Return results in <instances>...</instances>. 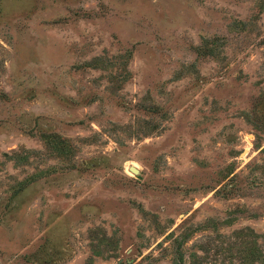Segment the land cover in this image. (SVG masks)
Here are the masks:
<instances>
[{"label": "rangeland", "instance_id": "1", "mask_svg": "<svg viewBox=\"0 0 264 264\" xmlns=\"http://www.w3.org/2000/svg\"><path fill=\"white\" fill-rule=\"evenodd\" d=\"M0 264H264V0H0Z\"/></svg>", "mask_w": 264, "mask_h": 264}, {"label": "water", "instance_id": "2", "mask_svg": "<svg viewBox=\"0 0 264 264\" xmlns=\"http://www.w3.org/2000/svg\"><path fill=\"white\" fill-rule=\"evenodd\" d=\"M131 170H132L133 172H138V169H137L136 167H134V166L131 167Z\"/></svg>", "mask_w": 264, "mask_h": 264}]
</instances>
